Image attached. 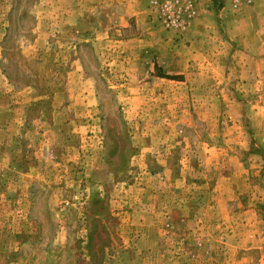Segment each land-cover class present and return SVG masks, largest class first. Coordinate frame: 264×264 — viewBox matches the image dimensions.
<instances>
[{
    "label": "rangeland",
    "instance_id": "1",
    "mask_svg": "<svg viewBox=\"0 0 264 264\" xmlns=\"http://www.w3.org/2000/svg\"><path fill=\"white\" fill-rule=\"evenodd\" d=\"M0 0V264H264V0Z\"/></svg>",
    "mask_w": 264,
    "mask_h": 264
},
{
    "label": "built area",
    "instance_id": "2",
    "mask_svg": "<svg viewBox=\"0 0 264 264\" xmlns=\"http://www.w3.org/2000/svg\"><path fill=\"white\" fill-rule=\"evenodd\" d=\"M238 7L252 0H230ZM152 7L158 12L162 23L175 30L186 28L189 18L194 13L187 0H153Z\"/></svg>",
    "mask_w": 264,
    "mask_h": 264
}]
</instances>
